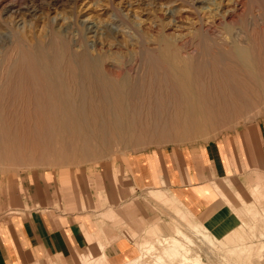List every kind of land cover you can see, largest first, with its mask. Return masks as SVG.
Here are the masks:
<instances>
[{
  "label": "bare ground",
  "instance_id": "bare-ground-1",
  "mask_svg": "<svg viewBox=\"0 0 264 264\" xmlns=\"http://www.w3.org/2000/svg\"><path fill=\"white\" fill-rule=\"evenodd\" d=\"M108 31L112 34L113 27ZM29 32L33 37L29 41L24 32L11 33L13 43L23 41L28 50L14 64L12 77H0V148L6 141L4 126L12 123L30 126L27 130L32 138L26 139L34 147L48 148L57 143L68 147L66 139L71 138L81 142L80 155L89 156L93 153L89 144L110 147L135 124L150 127L155 135L173 138L178 125L190 129L205 122L232 120L264 106V33L249 43H226L225 50L211 42H200L198 55L187 56L184 51L189 44L164 36L155 47L137 32L136 41L118 42V54L110 64V55L91 53L95 44L88 43L86 34L99 32L93 26L72 23L57 30L50 25L47 44L34 35L33 27ZM2 60L0 56V72L1 68L6 71ZM8 80L7 95L14 103H7L9 106L2 95ZM12 84L18 88L14 90ZM18 99L28 110H12ZM237 198L244 203L240 211H247L246 201L240 194ZM247 214H243L242 223L248 230L246 223L250 224L253 217ZM258 215L264 218V213ZM238 235L234 231L226 239H219L199 223L189 232L178 227L175 236L146 239L142 255L131 264H207L195 251H201L198 242L219 250L232 243L230 247H236L226 252L235 256L232 260L236 262L248 260L254 264V259L263 257L246 253L245 243L239 246L232 242L235 236L241 237Z\"/></svg>",
  "mask_w": 264,
  "mask_h": 264
},
{
  "label": "rangeland",
  "instance_id": "rangeland-1",
  "mask_svg": "<svg viewBox=\"0 0 264 264\" xmlns=\"http://www.w3.org/2000/svg\"><path fill=\"white\" fill-rule=\"evenodd\" d=\"M34 8H38V10H34ZM72 23L93 26L98 29L99 32L86 34L88 43L90 45L95 44V47L91 48V53L110 55V64L118 54V42L125 43L127 40L132 43L136 41L137 32L148 40L150 39V44L155 47L164 36L174 39L180 44H189L184 54L197 56L200 42H211L218 49L225 50L227 49L226 43L245 44L249 43L254 36L257 38L258 34H263L264 0H0V56L6 65V71L1 68L0 77L2 78L5 74H10L12 77L14 64L20 59V55L28 50L23 41H18V44L13 43L12 31L20 34L24 32L29 41L33 38L29 32L33 27L34 33L36 32L34 35L37 34L38 36H36L40 37L42 43L47 44L50 25L54 29L60 30ZM109 27L114 29L112 34L108 31ZM194 41L197 42L193 43ZM7 83L9 80L3 84L2 95L6 104H14L7 95L9 93ZM11 86L14 90L18 88L14 84ZM22 105V101L18 99L11 108L17 113L22 112V109L28 110ZM263 123L264 106L232 120L220 119L211 124L205 122L194 125L190 129L178 125L175 128L173 138L163 134L155 135L150 127L145 125L137 127L135 124L130 133L121 140L114 139L110 147L94 142L89 144L88 146L93 152L89 156L80 155V141H72L73 139L68 138L66 139L69 143L68 147H65L64 143H57L48 148L34 147L29 140L32 136L28 134L29 131L27 130L30 126L20 125V123L5 125L6 141L2 144V149L0 148V205L5 211L3 216L6 218L15 216L10 211L19 209L21 205L34 208V183L39 180L42 181V179L46 181L47 173L53 180L54 174L60 173L63 169H69L71 173H75L76 177L78 176L82 185V178L85 175H88L85 178L90 182L89 174L109 173L111 167L117 168L116 172L118 173V164L126 163L128 157L137 152L171 146H199L220 142L228 146L227 153L230 155L232 168L236 172H243L240 174L242 180L247 176L253 178L251 183H247L249 191L244 197L247 211L239 212L241 218L244 212L245 215H248L247 212L252 213L253 220L251 219L250 224L246 223V225L249 226L248 230L250 227L253 230L245 229L242 220V227L238 231L241 237L239 235L238 237L243 242L238 240L237 236L233 238L232 242L235 241L239 246L245 243L246 253L254 252L257 256L264 255V218L262 219V215H258V213H264V174L256 169L258 167L251 169V167L244 165L241 150L242 135L246 136L249 133V127H259ZM138 137L140 139H137ZM260 170L264 171L262 167ZM55 176L57 177V175ZM44 184L46 186V182ZM19 187L22 189L20 194H18ZM254 187L257 190L251 189ZM253 190L255 191L253 192ZM16 194L19 195V201ZM262 195L263 197H261ZM243 205L244 203L241 202V206ZM175 214L180 219V215L176 212ZM181 219L183 218L181 217ZM192 226L191 224L183 223L181 225L172 221L169 223V227L173 230L172 235H165L160 230L156 232L157 235H153H155L154 237L158 236L157 238L175 236L178 227L189 232ZM154 237L152 236V239ZM192 237L194 236L192 235ZM194 239L198 240L195 237ZM228 242L229 240L226 243L228 244ZM229 244L232 243L229 242ZM229 244L226 245L229 248H220V250L215 248V250L207 244L203 246L202 243L198 242L201 251L200 249H195V251L204 257L207 264L253 263L248 260H244V262L232 260L235 256L226 251L236 246L230 247ZM251 247L252 249L257 248L251 250ZM261 247L263 251L259 252ZM255 260L258 264H264V259ZM98 262L102 263L101 260L92 261L87 258L83 259L82 262L80 256L69 260L57 254H49L30 264H99Z\"/></svg>",
  "mask_w": 264,
  "mask_h": 264
},
{
  "label": "crops",
  "instance_id": "crops-1",
  "mask_svg": "<svg viewBox=\"0 0 264 264\" xmlns=\"http://www.w3.org/2000/svg\"><path fill=\"white\" fill-rule=\"evenodd\" d=\"M248 132L241 137L243 163L264 174V123ZM227 148L212 142L137 152L118 164V173L111 167L89 174L90 182L85 175L82 185L69 169L53 180L47 173L46 181L34 183V208L21 205L6 218L0 205V264H30L49 254L131 264L145 239L159 230L173 234L172 221L203 224L226 239L242 227L237 194L244 199L253 179L242 180Z\"/></svg>",
  "mask_w": 264,
  "mask_h": 264
}]
</instances>
